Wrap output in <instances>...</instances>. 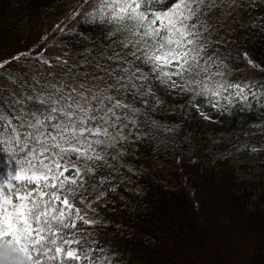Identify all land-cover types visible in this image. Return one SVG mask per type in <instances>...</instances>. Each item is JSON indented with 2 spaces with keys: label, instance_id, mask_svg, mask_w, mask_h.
Wrapping results in <instances>:
<instances>
[{
  "label": "trees",
  "instance_id": "trees-1",
  "mask_svg": "<svg viewBox=\"0 0 264 264\" xmlns=\"http://www.w3.org/2000/svg\"><path fill=\"white\" fill-rule=\"evenodd\" d=\"M95 2L72 16L78 0H0V60L43 48L47 65L6 66L18 75L26 72L29 84L34 74L43 77L41 83L94 75L95 61L111 47L119 50L123 39L109 35L111 25L86 18ZM173 2L161 0L155 7ZM262 18L264 0H256L250 9H239L243 26H234L227 37L223 31L210 37L227 65V79L259 91H264V31L251 24ZM225 37L234 43H224ZM3 90L11 92L13 86L0 77ZM156 95L160 104L148 113L156 128L149 135L139 131L130 151L110 161L118 170L110 182L73 201L82 215L99 221L91 227L77 221L85 239L102 247L111 264H264V172L241 179L234 164L252 148L264 151V104L252 103L249 110L240 102L220 107L216 116L231 118L230 123L205 127L201 115L212 105L207 98L164 87ZM241 115L246 120L238 124ZM0 155L7 165L0 181L7 183L14 162ZM108 173L98 172L96 183Z\"/></svg>",
  "mask_w": 264,
  "mask_h": 264
},
{
  "label": "snow or ice",
  "instance_id": "snow-or-ice-1",
  "mask_svg": "<svg viewBox=\"0 0 264 264\" xmlns=\"http://www.w3.org/2000/svg\"><path fill=\"white\" fill-rule=\"evenodd\" d=\"M89 2L78 0L71 15ZM160 2L96 0L86 18L111 25L109 35L123 39L119 50L111 47L95 61L94 75L41 83L43 77L34 74L29 84L26 72L18 75L6 66L47 65L43 48L0 60V77L13 86L0 91V154L14 162L8 182L0 181V245L13 247L30 264H111L77 223L91 227L99 221L82 215L73 201L110 182L118 171L110 161L130 151L139 131L149 135L156 128L148 113L160 104V87L205 97L214 107L226 108L221 100H260L252 84L227 79V65L210 39L214 32L227 37L234 26H243L238 11L256 0H174L158 9ZM262 23L264 18L251 27L264 31ZM54 27L64 31L62 24ZM226 37L224 43H234ZM4 160L0 155V176ZM103 169L109 173L97 184Z\"/></svg>",
  "mask_w": 264,
  "mask_h": 264
},
{
  "label": "rangeland",
  "instance_id": "rangeland-1",
  "mask_svg": "<svg viewBox=\"0 0 264 264\" xmlns=\"http://www.w3.org/2000/svg\"><path fill=\"white\" fill-rule=\"evenodd\" d=\"M260 95L259 102L255 100H251L250 102H244L241 104V108H244L246 110H249L251 107V104L254 105H263L264 104V91H257ZM229 105H227L226 108H228ZM225 109V107H223ZM230 108L232 106L230 105ZM221 108L220 106L214 107L213 104L210 107H206L201 115V121L202 124L205 127H216L217 124H229L231 121V118H219L216 115H220ZM207 117V118H205ZM246 120L245 115H241L237 118V123L240 124L243 121ZM250 123L254 122L253 120L249 121ZM234 164L236 165V173L241 179H249L253 178L254 176H257L259 173L264 172V151L259 148H252L249 153H247L245 156H236L234 158ZM66 176L72 175L71 172L65 173Z\"/></svg>",
  "mask_w": 264,
  "mask_h": 264
},
{
  "label": "clouds",
  "instance_id": "clouds-1",
  "mask_svg": "<svg viewBox=\"0 0 264 264\" xmlns=\"http://www.w3.org/2000/svg\"><path fill=\"white\" fill-rule=\"evenodd\" d=\"M0 264H30L28 258L7 244L0 245Z\"/></svg>",
  "mask_w": 264,
  "mask_h": 264
}]
</instances>
